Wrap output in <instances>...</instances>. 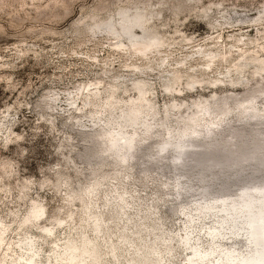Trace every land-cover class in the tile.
<instances>
[{
    "label": "rangeland",
    "instance_id": "rangeland-1",
    "mask_svg": "<svg viewBox=\"0 0 264 264\" xmlns=\"http://www.w3.org/2000/svg\"><path fill=\"white\" fill-rule=\"evenodd\" d=\"M254 227L264 0H0V264H248Z\"/></svg>",
    "mask_w": 264,
    "mask_h": 264
},
{
    "label": "bare ground",
    "instance_id": "bare-ground-1",
    "mask_svg": "<svg viewBox=\"0 0 264 264\" xmlns=\"http://www.w3.org/2000/svg\"><path fill=\"white\" fill-rule=\"evenodd\" d=\"M140 46V47H139ZM137 51H145L149 46L148 44L139 45ZM167 92H171V88H166ZM263 228V227H259ZM263 230L253 228V234L257 239V244L264 246V234ZM20 249L25 251L23 256L17 258L18 260L25 259V264H40L38 261V247L36 240L31 237H27V240H21L18 244ZM74 260V262L71 261ZM61 260L66 261L68 264H100L98 256L88 249V243L83 240L80 244L75 243L73 240H68L65 245V249L62 253ZM17 262V261H16ZM15 260H4L1 264H15ZM82 262V263H81ZM60 264V263H59ZM248 264H264V253L255 256Z\"/></svg>",
    "mask_w": 264,
    "mask_h": 264
}]
</instances>
